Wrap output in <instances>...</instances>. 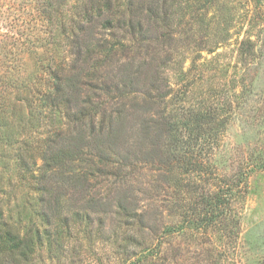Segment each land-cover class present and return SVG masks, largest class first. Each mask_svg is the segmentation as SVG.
Here are the masks:
<instances>
[{
	"label": "rangeland",
	"instance_id": "obj_1",
	"mask_svg": "<svg viewBox=\"0 0 264 264\" xmlns=\"http://www.w3.org/2000/svg\"><path fill=\"white\" fill-rule=\"evenodd\" d=\"M91 1L0 0V201L24 227L44 222L38 192L19 174L14 148L29 134L35 144L37 138L42 142L61 122L58 112L39 106L40 95L55 81L52 73L71 74L72 65L87 72L95 63L94 81H119V69L144 56L145 49L137 53L136 42H128L120 29L103 30L102 18L92 12L95 38L117 46L93 64L77 61L74 34ZM198 1H206L207 9ZM187 2L191 13L182 11H188L184 18L176 10L173 40L163 44L173 58L165 67L168 87L152 109L178 119L191 109L215 118L201 133L203 140L190 139L187 146H202L208 169L187 174L178 168L166 182L150 162H139L127 186L135 190L134 208L151 213L156 228L148 249L159 258L166 255L172 264H264V0ZM248 39L253 43L239 52ZM150 67L153 76L157 63ZM42 163L38 158L36 176ZM202 197L218 204L206 208ZM106 222L102 235L94 222L58 242L44 236L31 264L122 263L125 257L108 236L116 228L123 235L125 226L113 216Z\"/></svg>",
	"mask_w": 264,
	"mask_h": 264
},
{
	"label": "trees",
	"instance_id": "obj_2",
	"mask_svg": "<svg viewBox=\"0 0 264 264\" xmlns=\"http://www.w3.org/2000/svg\"><path fill=\"white\" fill-rule=\"evenodd\" d=\"M198 3L199 8L207 9L206 1ZM88 8L74 34L77 61L89 63L94 57L100 60L110 56L117 46L95 38L93 34L98 32L89 15L92 12L102 18L103 30L120 29L128 42H136L132 45L139 48L137 53L145 49L144 56L137 65L126 63L119 69V81H94L99 79V67L93 62L88 69L91 72L72 65L71 74L52 73L55 81L40 95L39 106L58 112L61 122L54 124L42 142L37 138L35 144L29 134L14 148L19 174L26 175L38 192L44 227L35 222L26 227L19 225L1 200L0 264H31L44 236L58 242V237L73 236L82 225L95 222L97 234L102 235L110 216L125 226L123 235L116 228L108 236L125 257L120 264H172L166 255L159 258V254L149 251V235L156 227L152 226L151 213L134 208L135 190L127 186L128 181L136 176L134 166L145 161L167 176L166 182H171L178 168L187 174L208 169L204 167L207 155L202 146H187L193 144L190 139L203 140L201 133L215 118L194 112L196 109L181 119L152 109L156 96L162 98L168 87L165 67L173 58V52L165 50L163 44L173 40L176 10H181L185 18L188 11H182H190L191 4L187 0H92ZM87 31L91 35L86 39L82 36ZM245 43L253 41L242 40L239 52H245ZM153 63L158 67L151 76L148 70ZM81 77L89 81H81ZM185 137H189L187 141ZM38 158L43 163L36 176ZM210 173H214L212 169ZM201 201L206 208L218 204L203 197ZM171 230L166 226V232Z\"/></svg>",
	"mask_w": 264,
	"mask_h": 264
}]
</instances>
